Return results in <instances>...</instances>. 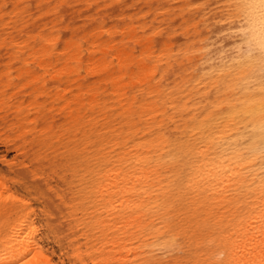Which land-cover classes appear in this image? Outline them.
Instances as JSON below:
<instances>
[{
    "label": "bare ground",
    "instance_id": "6f19581e",
    "mask_svg": "<svg viewBox=\"0 0 264 264\" xmlns=\"http://www.w3.org/2000/svg\"><path fill=\"white\" fill-rule=\"evenodd\" d=\"M1 52L0 264H264V0H0Z\"/></svg>",
    "mask_w": 264,
    "mask_h": 264
},
{
    "label": "rangeland",
    "instance_id": "374dc122",
    "mask_svg": "<svg viewBox=\"0 0 264 264\" xmlns=\"http://www.w3.org/2000/svg\"><path fill=\"white\" fill-rule=\"evenodd\" d=\"M2 56V52L1 55ZM13 79L14 81L18 82L19 78L17 77V74H13ZM9 78H8V72L5 71H0V95H3L5 97H9L10 93L12 92V90L9 87ZM20 83V81L18 82ZM2 99V98H1ZM0 99V107L1 106H5L4 109L0 110V178H2L1 174H3V178L5 179H9L6 183V185L9 186V184H11L9 187L14 190L10 193L11 194H16L18 195L19 199L14 198L16 201V204L18 206L24 207L26 208V210H31V209H35V211H37L35 215H33L35 212L34 210L30 211L32 213V217L36 218V220H41L43 219V212L45 209L49 210V208L47 207V204L45 202V200L42 197L41 193H38L36 191H32V192H28L27 190L23 189L19 184H13L12 181L10 180V178H14L16 177L17 174V178L18 180H21L22 178L20 177V173L26 169H30L32 168L30 166V162L29 160L26 158V156L20 152H18V150L16 148H14L13 142L10 140V138L8 137L10 134V128L12 127V120L10 118L9 115H7V111L10 105H12L14 102L13 101H6L5 98L1 100ZM48 99L46 98H39L37 99V103L40 104H45L47 103ZM18 148L20 146H17ZM23 149V147H22ZM8 187V189H10ZM1 189V188H0ZM10 191V190H8ZM4 193H8L5 191H2ZM14 192V193H13ZM5 194V196H7ZM3 195V193H2ZM9 195V194H8ZM4 196V195H3ZM4 196V197H5ZM12 196V195H11ZM13 198V197H12ZM20 199H22V202ZM27 202V203H26ZM32 203V204H31ZM34 205V206H33ZM35 207V208H33ZM51 245H53V242L51 241L50 243ZM57 254H59V249L58 247H55ZM57 258V256H56Z\"/></svg>",
    "mask_w": 264,
    "mask_h": 264
}]
</instances>
